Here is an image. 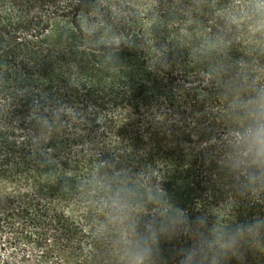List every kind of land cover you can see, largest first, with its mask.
Wrapping results in <instances>:
<instances>
[{
  "label": "trees",
  "instance_id": "16d2710c",
  "mask_svg": "<svg viewBox=\"0 0 264 264\" xmlns=\"http://www.w3.org/2000/svg\"><path fill=\"white\" fill-rule=\"evenodd\" d=\"M262 3L0 0V264H264Z\"/></svg>",
  "mask_w": 264,
  "mask_h": 264
},
{
  "label": "clouds",
  "instance_id": "9594fccd",
  "mask_svg": "<svg viewBox=\"0 0 264 264\" xmlns=\"http://www.w3.org/2000/svg\"><path fill=\"white\" fill-rule=\"evenodd\" d=\"M264 7V3L260 5ZM258 120H264V103L259 105ZM252 145L256 147L259 154L264 155V124H258L255 133L252 135ZM135 264H142L141 260H137Z\"/></svg>",
  "mask_w": 264,
  "mask_h": 264
},
{
  "label": "rangeland",
  "instance_id": "374dc122",
  "mask_svg": "<svg viewBox=\"0 0 264 264\" xmlns=\"http://www.w3.org/2000/svg\"><path fill=\"white\" fill-rule=\"evenodd\" d=\"M68 213L72 216V217H76L77 216V212L74 208H69L68 209ZM90 224V223H89Z\"/></svg>",
  "mask_w": 264,
  "mask_h": 264
}]
</instances>
